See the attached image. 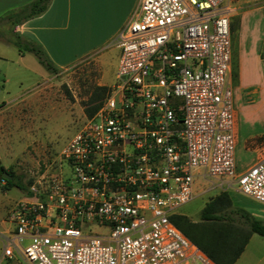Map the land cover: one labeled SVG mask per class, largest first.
<instances>
[{"label":"built area","instance_id":"2783aa9c","mask_svg":"<svg viewBox=\"0 0 264 264\" xmlns=\"http://www.w3.org/2000/svg\"><path fill=\"white\" fill-rule=\"evenodd\" d=\"M228 1H140L116 36L115 85L61 150L69 175L11 206L0 263L218 264L170 215L198 171L264 202V154L235 161Z\"/></svg>","mask_w":264,"mask_h":264},{"label":"rangeland","instance_id":"374dc122","mask_svg":"<svg viewBox=\"0 0 264 264\" xmlns=\"http://www.w3.org/2000/svg\"><path fill=\"white\" fill-rule=\"evenodd\" d=\"M231 2L235 8L231 15L233 51L230 78L232 82H236L240 14L261 7L258 12L261 18L259 26L264 28V0H231ZM4 22L0 18V54L12 59L5 77L7 81L0 78V103L3 100L7 102L16 94L22 99L18 109L8 108L6 113H1V115L7 114L8 120L4 124V129L9 134L3 138L7 140L8 148H4L8 152L10 150L13 156L16 154V157L9 159L8 168L18 176L17 181L21 184L10 185L0 177V231L6 232L8 229L10 231L14 229V223L10 221V208L22 198V193L30 183L41 175L60 173L54 170L57 167L55 159L60 163L58 157L60 150L88 117L84 112V106L88 104L89 96L95 86L106 85L110 90L115 85L118 49L110 43L108 47L94 49L88 56L60 67L57 72H50L30 51H25L24 62L13 61L17 50L14 45L7 42L10 34L8 24ZM1 64L0 62V68ZM259 92L264 105V89L260 88ZM242 99L245 103H253L257 99L255 91L250 88L243 89ZM262 114L263 118L258 123L262 126V130L252 131L239 145L240 149L237 150L236 155V164H239V167L249 165L264 147V111ZM4 148L0 149V158L7 163L3 153ZM60 170L62 175H69L70 167L65 160L61 159ZM207 177L208 179L197 177V187L204 189L203 192L195 193L174 212L185 213L194 221L199 220L200 209L204 203L221 190L227 189L233 204L244 206L254 216L264 220V202L237 190L234 185L230 186L221 179L210 180L212 178ZM85 228L98 232L108 231L106 225L92 222H87ZM26 242L27 239L23 243ZM251 248L259 250L258 253L253 258L241 256L235 264H264V236L253 232L247 249ZM260 257L262 258L258 259ZM7 262L29 264L16 255L6 262L3 260L0 264Z\"/></svg>","mask_w":264,"mask_h":264},{"label":"crops","instance_id":"0c3cea01","mask_svg":"<svg viewBox=\"0 0 264 264\" xmlns=\"http://www.w3.org/2000/svg\"><path fill=\"white\" fill-rule=\"evenodd\" d=\"M29 1L31 0H0V17L8 11L13 10L14 8ZM140 1L141 0H50L45 10L35 16L21 21L15 26L14 29L24 39L32 40L35 43L41 45L53 63L59 67L68 65L76 59L88 56L89 53L94 49L108 47L110 43H113L118 49L119 58L120 48L116 42V36L118 35L119 31H121L125 23L129 20L133 12L138 8ZM228 7L231 42V59L228 81L232 87L233 94V105L235 112L234 153L235 161L237 162V150L240 149L239 145L244 141L245 136L252 131L262 130V126L258 123L260 120H262V111H264L263 99L261 100V95L259 94V89H264V59H262L260 55V50L264 42V28L259 26L261 18L258 16V12L261 10V7L253 8L250 11L240 14V27L238 31L239 40L237 49V81L232 82L230 78L233 51L231 15L235 6L232 5L231 0L228 1ZM9 38L10 37H8L7 42L10 45H14L17 50L16 58L13 61L15 63L24 62L26 56L25 52H20L17 46L11 42ZM11 59L12 58L4 54H0V62L2 63L0 68V78H2L4 81H7V78L5 77L8 72V64L10 63ZM245 88H250L256 93L257 99L251 104L245 103L242 99L243 89ZM21 100L22 99H19V95L16 94L13 98L8 99L7 102L3 100L0 103V149L4 147L8 148L7 140H4L3 138L9 134L4 129V124L6 121H8L6 118L7 114L1 115V113H6L8 108L18 109ZM5 148L3 149V153L6 156L7 163H4L1 158L0 160L3 165L8 168V163L10 162L9 159L16 157V154L13 156L11 151L9 150L8 152L5 150ZM61 150L58 154L60 163L57 159H55L57 161V167L54 169L55 171H61ZM263 154L264 147L262 148L260 154L256 156L254 161ZM254 161H252L250 164H252ZM236 165L238 171L249 166L245 165L239 167V164ZM42 176L43 175H41V177ZM41 177L39 176L36 180H41ZM197 177L208 179L203 171H198L196 173L194 177V194L202 193L204 190L197 187ZM213 179L214 178L210 180ZM223 190H226L229 193L227 189ZM27 192L28 187L22 193V197H24ZM231 200H233L232 197ZM1 232H4V230H1ZM10 232V229H8L4 233L10 234ZM250 237L233 264H235L241 256L245 255V258H253V256L258 253L259 250L255 248L247 249L250 242ZM0 242L2 244L1 240ZM15 255L16 257H19L17 254ZM12 257L5 258V262L8 259H12ZM19 258L23 260L21 257ZM261 258L262 257L258 259ZM11 262H7L6 264H11Z\"/></svg>","mask_w":264,"mask_h":264},{"label":"trees","instance_id":"16d2710c","mask_svg":"<svg viewBox=\"0 0 264 264\" xmlns=\"http://www.w3.org/2000/svg\"><path fill=\"white\" fill-rule=\"evenodd\" d=\"M50 0H31L3 14L2 18L8 24L9 40L20 52L30 51L39 62L50 72H57L59 66L53 63L43 47L32 40L24 39L15 31V26L21 21L35 16L46 9ZM231 29L233 30L232 26ZM264 59V42L260 50ZM109 92L106 85H96L89 96V102L84 106V112L91 116L101 105ZM2 171H8L14 176L12 169L3 165L0 160V177L10 185H21L3 178ZM21 178V176L19 175ZM171 220L203 251L218 264H233L243 250L253 232L264 236V220L254 216L247 208L234 205L226 190L206 201L200 210V219L192 220L184 213H172Z\"/></svg>","mask_w":264,"mask_h":264},{"label":"water","instance_id":"95a60500","mask_svg":"<svg viewBox=\"0 0 264 264\" xmlns=\"http://www.w3.org/2000/svg\"><path fill=\"white\" fill-rule=\"evenodd\" d=\"M2 177L3 178H8V179L11 178L13 180V182H17V180H18V176L17 175L12 176V174L9 173L8 171H2Z\"/></svg>","mask_w":264,"mask_h":264}]
</instances>
